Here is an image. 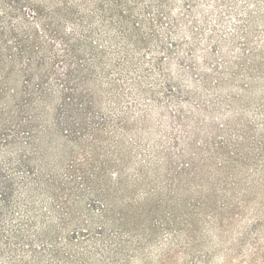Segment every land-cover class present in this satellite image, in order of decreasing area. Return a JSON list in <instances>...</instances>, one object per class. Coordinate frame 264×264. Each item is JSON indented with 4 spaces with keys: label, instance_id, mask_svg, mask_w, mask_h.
<instances>
[{
    "label": "rangeland",
    "instance_id": "obj_1",
    "mask_svg": "<svg viewBox=\"0 0 264 264\" xmlns=\"http://www.w3.org/2000/svg\"><path fill=\"white\" fill-rule=\"evenodd\" d=\"M0 264H264V0H0Z\"/></svg>",
    "mask_w": 264,
    "mask_h": 264
}]
</instances>
